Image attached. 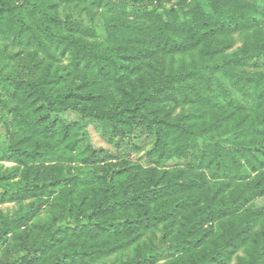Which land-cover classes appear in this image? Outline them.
I'll use <instances>...</instances> for the list:
<instances>
[{
    "label": "trees",
    "instance_id": "1",
    "mask_svg": "<svg viewBox=\"0 0 264 264\" xmlns=\"http://www.w3.org/2000/svg\"><path fill=\"white\" fill-rule=\"evenodd\" d=\"M13 1L0 37L35 50L0 71V204L19 207L0 264H264V0H126L98 28ZM69 112L147 135L152 166L96 150Z\"/></svg>",
    "mask_w": 264,
    "mask_h": 264
},
{
    "label": "rangeland",
    "instance_id": "2",
    "mask_svg": "<svg viewBox=\"0 0 264 264\" xmlns=\"http://www.w3.org/2000/svg\"><path fill=\"white\" fill-rule=\"evenodd\" d=\"M13 1V0H10ZM36 2H43L49 5H53L54 10H57V14L60 19H69L73 21L83 20L86 24L91 22L95 24L93 28H98L96 24H100L103 21L104 16H106L108 8H112L114 3L116 10L120 8L126 9L128 12H131V4L127 3L126 0H34ZM167 6L173 3L176 4L178 0H163ZM21 2V0L13 1L15 5ZM51 9V8H50ZM111 13V11H108ZM36 17L29 20L30 26H36L35 21ZM37 29V28H36ZM99 36H104L103 33H99ZM35 48L25 45H13L12 41H3L0 37V71L3 74L13 72L17 69L19 74H24L25 71L30 69L31 66L30 54L33 53ZM26 60H25V59ZM22 59V60H21ZM67 58L61 57L57 62V65L65 66L67 64ZM258 69L264 71V57L257 62ZM11 88L7 84L0 83V93L2 96H7L10 94ZM11 116V115H10ZM58 119L67 120L70 122H77L80 125L85 126L89 132V140L91 145L98 151H105L106 153L112 155L113 157H127L128 159L152 166L153 162L148 161V155L151 151L154 150V144L151 143L150 137L145 134H141L140 131H137L134 136V140L128 141L127 139L114 138L110 140L103 134L102 127L99 123L93 122L90 120L82 121L80 116L76 113H64L58 114ZM10 142V135L7 131L6 126L4 125L2 114L0 113V169L6 170V168H12L15 166V163L4 158L2 149L7 146ZM132 143H137L141 148L140 152H131L126 148V146H131ZM41 164V163H38ZM57 163L46 165H56ZM19 178L16 177L14 181H17ZM19 207L15 203H5L0 204V211H3L5 214L13 215ZM42 220L48 219V215L43 213ZM6 254L5 249H0V259L3 258ZM231 264H236L235 258Z\"/></svg>",
    "mask_w": 264,
    "mask_h": 264
}]
</instances>
